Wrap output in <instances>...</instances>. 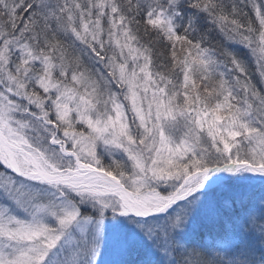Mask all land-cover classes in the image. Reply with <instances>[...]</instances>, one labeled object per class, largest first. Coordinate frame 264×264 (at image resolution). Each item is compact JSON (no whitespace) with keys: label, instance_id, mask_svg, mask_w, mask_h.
I'll return each mask as SVG.
<instances>
[{"label":"snow or ice","instance_id":"6c2138e0","mask_svg":"<svg viewBox=\"0 0 264 264\" xmlns=\"http://www.w3.org/2000/svg\"><path fill=\"white\" fill-rule=\"evenodd\" d=\"M0 264H264V0H0Z\"/></svg>","mask_w":264,"mask_h":264}]
</instances>
